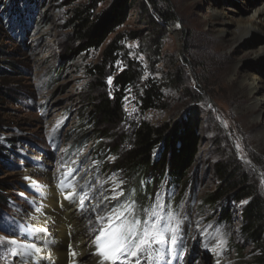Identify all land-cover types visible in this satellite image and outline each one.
I'll return each mask as SVG.
<instances>
[{
  "label": "rangeland",
  "instance_id": "rangeland-1",
  "mask_svg": "<svg viewBox=\"0 0 264 264\" xmlns=\"http://www.w3.org/2000/svg\"><path fill=\"white\" fill-rule=\"evenodd\" d=\"M70 1L65 6L66 0H36L27 25L12 34L0 24V154L4 160L0 161V181L14 189L0 210V259L9 263L6 239L22 236L21 221L33 209L35 194L25 179L27 171L44 167L56 170L64 185L74 180L79 202L83 201L81 212L91 205L99 217L107 218L114 210L112 205L124 211L127 204L121 200L122 177L104 169L114 164L115 156L107 150L101 160L96 156L98 150L111 145L117 131V135L130 134L132 124L140 120L154 126L172 125L196 112L201 141L194 177L179 210L170 209L167 219L171 218L170 226L175 229L171 233L175 243L178 230L189 223L185 243L194 239L197 252L205 254L201 262L208 261L205 216L199 213L216 214L201 205L204 195L217 185L215 162H237L264 201V114L260 118L255 113L253 95L243 79L245 74H257L264 86V62L255 60L259 49L264 48V29L252 37L244 36L248 23L264 12V0H131L128 20L107 40L109 43L119 36L124 51L115 65L106 67L104 78L99 79L101 85L88 72L99 64L101 51L73 54L78 43L67 27L72 10L88 0ZM112 1L101 3L93 14ZM160 14L173 19L166 21ZM128 63L137 67L140 79L126 92L124 121L115 129L109 128L110 136L101 140L100 149L94 147V141L84 149L77 148L75 141L92 135L95 128L88 116L91 97L102 89L110 90L113 77ZM147 83L161 88L164 109L141 114L137 93ZM50 182L56 183L54 179ZM191 184L197 200L189 218ZM243 204L232 205L234 224L226 233L227 240L239 244ZM107 223V219L97 220L96 228H106ZM171 241L166 246L168 251L175 244ZM213 241L217 259L236 264L226 250L227 241ZM251 248L252 243L246 242V250ZM130 262L135 264V258Z\"/></svg>",
  "mask_w": 264,
  "mask_h": 264
},
{
  "label": "trees",
  "instance_id": "trees-1",
  "mask_svg": "<svg viewBox=\"0 0 264 264\" xmlns=\"http://www.w3.org/2000/svg\"><path fill=\"white\" fill-rule=\"evenodd\" d=\"M35 1L0 0L2 27L5 29L8 27L7 31L12 34L20 27L26 26L31 15L29 10L34 7L32 3ZM105 1L88 0L86 4L75 7L67 20V27L78 43L73 54L101 51L99 64L88 68L97 85H101L99 79L104 78L106 67L115 65L124 51L119 44L121 39L119 36L109 43L107 40L128 20L131 4V0H113L109 7L98 14H93ZM65 3V6H69L71 1L66 0ZM161 18L166 21L173 19L169 14H163ZM139 79L137 67L133 63H128L126 68L115 74L110 90L102 89L91 97L88 116L95 128L92 129L91 138L85 135L75 141L77 148L84 149L93 141L94 147L99 146V149L102 147L101 140L110 136L109 128L115 129L124 121L123 102L126 92L134 88ZM163 105L161 88L154 83L145 84L141 92L137 93V108L141 114L150 110H162ZM199 127L200 120L196 112L188 113L172 125L164 123L154 126L140 120L132 124L130 134L117 135V131L111 145L105 150H98L96 156L102 157L101 160L105 158L103 155L107 150L110 155L115 156L114 164H108L104 169L105 172L114 171L122 177L124 189L121 200L132 208V212L128 213L129 219L133 216L141 220L146 219V213L150 214L153 210L166 218L170 215V209L172 212L179 210L186 187L194 177L192 170L201 141ZM0 161L4 162L1 154ZM213 174L217 185L204 195L201 205L216 214L211 217L199 213L200 216H205L203 218L205 242L215 239L226 240V250L229 255L232 254L236 264H264L263 198L237 162L229 164L217 161L213 165ZM11 192H14L12 186L0 181V210L7 203ZM241 203L244 204L240 213L238 232L242 243L239 244L229 238L227 240L226 233L230 232L234 224L235 217L231 207ZM246 242L252 243V248L248 251Z\"/></svg>",
  "mask_w": 264,
  "mask_h": 264
},
{
  "label": "bare ground",
  "instance_id": "bare-ground-1",
  "mask_svg": "<svg viewBox=\"0 0 264 264\" xmlns=\"http://www.w3.org/2000/svg\"><path fill=\"white\" fill-rule=\"evenodd\" d=\"M263 29L264 12L256 14L253 21L248 23L244 36L252 37ZM255 60L264 62V48L259 49ZM243 79L247 82L249 93L253 95L251 100L255 113L261 118L264 114V86L260 84L257 74H245ZM262 131L264 133V119ZM25 179L29 188L34 190L33 209L29 210L21 221L22 236L18 238L10 236L6 239L9 263L0 259V264H111L96 251L95 239L100 232V229L96 228V221L99 215L95 210H91V205L84 210L85 212H81L80 196L76 193L78 187L74 180L64 185L57 177L56 170L53 172L44 167L27 171ZM51 179L56 183L52 184ZM189 211L188 208L186 213L191 216L193 210L191 215ZM183 227L184 230L179 233V241L189 233V228ZM172 237L173 234L169 240ZM194 242L193 239L190 243L184 244L181 250L185 259L184 264H223V260L216 257L214 245L204 249L209 253H206L209 260L202 263L201 257L205 254L201 250L197 252ZM167 244L154 245L150 252L141 256L140 264L153 263L159 256L166 255L162 249ZM176 248L180 249L178 245ZM193 252L197 254L196 257L195 254L192 256Z\"/></svg>",
  "mask_w": 264,
  "mask_h": 264
},
{
  "label": "snow or ice",
  "instance_id": "snow-or-ice-1",
  "mask_svg": "<svg viewBox=\"0 0 264 264\" xmlns=\"http://www.w3.org/2000/svg\"><path fill=\"white\" fill-rule=\"evenodd\" d=\"M109 83H111V79H109ZM130 212H132V208L128 206L124 211L114 209L107 218L97 217L98 220L107 219L108 223L107 227L101 228L99 235L96 236V251L111 264H117V262L127 264L133 258H135V264H140L139 256L150 252L154 245L163 246L168 243L167 234L175 231L170 226L171 218L166 220L155 210L150 214L146 213L147 218L143 220L134 216L129 219L127 213ZM171 242L175 243V240L173 239ZM29 247L34 246L29 245Z\"/></svg>",
  "mask_w": 264,
  "mask_h": 264
},
{
  "label": "water",
  "instance_id": "water-1",
  "mask_svg": "<svg viewBox=\"0 0 264 264\" xmlns=\"http://www.w3.org/2000/svg\"><path fill=\"white\" fill-rule=\"evenodd\" d=\"M189 191H190L189 194L191 197L190 203H189V209H190L189 214L191 215L192 205H194L196 203V200H197L195 193H193V185L192 184L190 186ZM211 244H213V243H211Z\"/></svg>",
  "mask_w": 264,
  "mask_h": 264
}]
</instances>
